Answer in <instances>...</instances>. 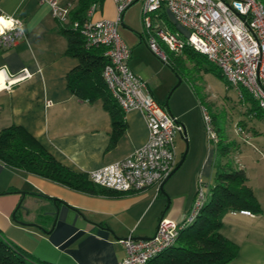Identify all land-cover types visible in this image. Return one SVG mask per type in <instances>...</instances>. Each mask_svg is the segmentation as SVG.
Wrapping results in <instances>:
<instances>
[{
    "label": "crops",
    "instance_id": "1",
    "mask_svg": "<svg viewBox=\"0 0 264 264\" xmlns=\"http://www.w3.org/2000/svg\"><path fill=\"white\" fill-rule=\"evenodd\" d=\"M0 15L20 18L25 33L13 46L0 47V70L6 80L28 73L0 90V129L23 127L56 160L77 173L122 159L146 141L148 128L141 109L122 110L117 115L120 129L101 98H80L70 88L67 75L79 61L66 54V37L49 4L0 0ZM116 16L114 0H99L92 14L93 19ZM125 21L131 28L119 33L130 47L128 64L154 98L167 103L169 113L182 124L184 131L175 136V165L184 157L162 187L110 195L75 189L0 161V231L7 234L13 226L21 228L29 235L27 242L20 241L22 245L3 236L54 264H116L125 255L120 239L151 237L161 216L182 221L193 203L199 179L209 190L214 175L215 147L206 133L202 103L187 85L167 96L175 79H170L157 54L147 49L145 32H138V26L131 23L127 8L119 25ZM13 176L20 177V182L12 183ZM166 195L170 203L164 211ZM19 196L26 224H15L9 217ZM233 232H222L239 243L238 254L227 264H264V245L248 238L236 240Z\"/></svg>",
    "mask_w": 264,
    "mask_h": 264
},
{
    "label": "built area",
    "instance_id": "2",
    "mask_svg": "<svg viewBox=\"0 0 264 264\" xmlns=\"http://www.w3.org/2000/svg\"><path fill=\"white\" fill-rule=\"evenodd\" d=\"M39 1L49 4L58 26L77 32L86 48L104 49L101 77L106 88L123 111L141 109L148 128L147 139L142 145L122 159L89 171V180L119 193L140 191L153 185L159 188L175 165V136L184 128L154 98L146 82L128 64L130 47L121 38L117 27L123 11L135 0H114L117 11L114 19H93L96 3H92L82 21L69 18L70 3L61 6L59 0ZM141 1L150 50L163 61L166 60V53L158 45V40L176 54L184 48L198 52L218 68L241 98L247 93L264 114V4L261 0ZM162 11L169 15L177 31L170 30L161 22ZM0 18L11 21L7 27L0 24L1 48H9L25 37L20 18L6 15H0ZM26 75L27 72L5 79L0 90ZM201 114L208 139L216 141L211 116L204 106L201 107ZM208 191V185L199 179L193 203L182 221L161 216L151 238L128 236L120 239L125 255L116 264H147L173 246L180 231L196 219L208 198ZM239 211L251 215L247 209Z\"/></svg>",
    "mask_w": 264,
    "mask_h": 264
},
{
    "label": "trees",
    "instance_id": "3",
    "mask_svg": "<svg viewBox=\"0 0 264 264\" xmlns=\"http://www.w3.org/2000/svg\"><path fill=\"white\" fill-rule=\"evenodd\" d=\"M98 1L74 0L69 10V18L82 21L90 5ZM261 1L264 4V0ZM165 14V11L160 13V16L165 18V25L170 30L177 31ZM60 32L67 40L66 54L76 57L79 61L78 65L67 75L68 85L80 98L89 100L101 98L105 107L110 111L114 125H119L121 129V121L117 119V115L122 112V109L106 88L101 77V69L105 62L104 49L102 47L86 48L82 37L69 28H60ZM191 51L199 54L190 48L182 50L192 57L194 55ZM165 61L169 62L167 55ZM168 66L176 71L171 62ZM219 74L222 76L220 71ZM245 95L246 99L253 102L258 109L256 102L246 93L244 97ZM253 110L255 111L252 113L257 114V110L255 108ZM212 120L214 121L213 116H211V122ZM214 131L216 141H211L215 147L214 175L209 185L210 193L207 200L196 219L180 231L173 246L149 260L147 264H227L238 254L239 245L220 231L224 215L228 211L241 209H247L252 214L262 211L252 189L246 184L247 177L243 169L237 166L233 159H230L231 143H226L225 135L224 139L222 138L223 131L219 127ZM0 161L6 166L18 168L89 193L108 195L119 193L92 183L87 173H77L61 164L19 125H10L0 129ZM42 196L47 197L44 194ZM0 264L54 263L37 258L7 240L0 231Z\"/></svg>",
    "mask_w": 264,
    "mask_h": 264
},
{
    "label": "rangeland",
    "instance_id": "4",
    "mask_svg": "<svg viewBox=\"0 0 264 264\" xmlns=\"http://www.w3.org/2000/svg\"><path fill=\"white\" fill-rule=\"evenodd\" d=\"M73 2L74 0H59L61 6H65L68 3L72 4ZM127 10L131 23L138 26V32L142 30L146 35L142 20V1L136 0L132 2L127 7ZM165 15L169 18L168 14ZM159 19L162 23H165V18L160 16ZM152 22L153 24L155 23L154 17H152ZM130 28L129 23L125 21L124 25H119L118 32L122 29L129 30ZM120 36L123 39V36ZM158 45L164 50L169 62L173 64L176 70L171 69L168 66L169 62L161 60L156 55L157 60L162 65H165V71L170 79H175L172 87L167 92V96H171L173 92L178 93L181 91L182 86H188L187 89L191 94L196 99H199L202 103L201 106H204L210 116H213V129L215 130L219 127L223 131L222 138L225 135L227 137L225 139L226 143H231L230 159H233L235 164L243 169L247 177L246 184L252 189L262 208L260 213L254 214L252 217L241 214L239 210L228 211L223 217L224 224L221 231L232 232V234L235 231L236 240L241 241L244 238H248L257 242V244L264 245V114L255 107L253 102L246 99V95L241 98L237 91L219 74L218 68L204 57L192 51L194 55L192 57L182 51L175 54V56L159 40ZM147 49L151 51L148 45ZM178 78L181 83L177 84ZM253 108L257 110V114L252 113L255 111ZM7 171H10V169ZM20 180L21 178L18 176L11 177L12 183L17 184ZM212 180L213 177L209 182L211 183ZM19 199L20 196L9 216L15 224H17L16 220L23 221L20 211L22 205L20 204L17 212L15 210ZM13 212L15 219H12ZM3 235L19 243V245L21 244L20 241L27 242V238H29V235L22 231L21 228H16L15 226L9 229L7 234L3 233ZM237 244L239 245L238 242Z\"/></svg>",
    "mask_w": 264,
    "mask_h": 264
},
{
    "label": "water",
    "instance_id": "5",
    "mask_svg": "<svg viewBox=\"0 0 264 264\" xmlns=\"http://www.w3.org/2000/svg\"><path fill=\"white\" fill-rule=\"evenodd\" d=\"M136 1V0H135ZM180 82V79L178 78V82H177V84ZM164 106H165V108L167 109V111L169 112V109H168V105H167V103H164ZM171 114V113H170ZM183 157H184V155L181 157V159L178 161V163L176 164V165H174V167L172 168V170L170 171V173L163 179V181L161 182V184H160V187H162L163 186V184L168 180V178L174 173V171L178 168V166L181 164V162H182V160H183ZM161 192H163V191H161ZM163 193H165V192H163ZM23 194H24V192H22L21 191V195L23 196ZM166 197H167V203H166V207H165V209H164V211L168 208V206H169V203H170V199H169V197H168V195H166ZM52 201H53V199H52ZM20 203H21V199H19V201H18V203H17V205H16V209L20 206ZM15 209V210H16ZM15 212V211H14ZM14 212H13V214H12V218L13 219H15V217H14ZM55 218H56V213H55ZM16 221H18L19 223H21V224H26V223H24L23 221H19V220H16ZM54 222H55V219L53 220V224H54ZM153 236V235H152ZM151 236V237H152ZM151 237H143L144 239H147V238H151ZM136 239H138L139 237H135Z\"/></svg>",
    "mask_w": 264,
    "mask_h": 264
},
{
    "label": "snow or ice",
    "instance_id": "6",
    "mask_svg": "<svg viewBox=\"0 0 264 264\" xmlns=\"http://www.w3.org/2000/svg\"><path fill=\"white\" fill-rule=\"evenodd\" d=\"M0 24H3L4 26H10L11 25V21H4L3 18H0ZM0 31H2V29H0ZM3 80V74L0 73V81Z\"/></svg>",
    "mask_w": 264,
    "mask_h": 264
},
{
    "label": "bare ground",
    "instance_id": "7",
    "mask_svg": "<svg viewBox=\"0 0 264 264\" xmlns=\"http://www.w3.org/2000/svg\"><path fill=\"white\" fill-rule=\"evenodd\" d=\"M0 73H2V74H3V80H2V81H0V89H1L2 87H4V83H5V76H4V74H5V73H3V71H2V70H0Z\"/></svg>",
    "mask_w": 264,
    "mask_h": 264
}]
</instances>
